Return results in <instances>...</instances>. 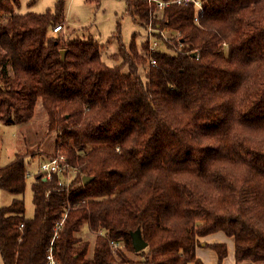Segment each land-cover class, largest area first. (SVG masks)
Here are the masks:
<instances>
[{"label":"trees","instance_id":"trees-1","mask_svg":"<svg viewBox=\"0 0 264 264\" xmlns=\"http://www.w3.org/2000/svg\"><path fill=\"white\" fill-rule=\"evenodd\" d=\"M126 1L157 48L136 33L125 43L118 22L121 63L109 65L103 44L60 34L65 0L42 12L0 0V120L28 122L41 103L57 135L41 163L61 153L71 165L39 167L31 217L22 197L0 205L4 264L51 252L58 264H206L200 238L220 230L237 261L264 264V0ZM28 176L17 153L0 190L23 194ZM205 246L227 256L225 242Z\"/></svg>","mask_w":264,"mask_h":264},{"label":"rangeland","instance_id":"rangeland-1","mask_svg":"<svg viewBox=\"0 0 264 264\" xmlns=\"http://www.w3.org/2000/svg\"><path fill=\"white\" fill-rule=\"evenodd\" d=\"M56 2L57 0H21V5L16 7L15 11L42 12L47 8H53ZM65 7L66 19L60 34L66 39L96 40L103 44V57L109 65L121 63V59L114 56L118 51L117 36L112 37L118 22L121 23L122 36L127 44L131 42L135 33L139 43L147 37L152 38L153 43L156 38L151 25L146 29L135 22L130 14L125 13L126 0H100L99 4L87 0H65ZM49 34L54 36L56 33L51 31ZM142 75L144 76V73ZM46 127V114L41 103L37 105L35 116L28 122L5 124L0 120V165L8 164L17 153H21L25 155L29 169L25 192L17 195L0 190V205L11 203L17 196L22 197L27 217L34 214L32 181L45 155L43 151L38 150V146L41 144L45 150H51L57 138L56 133H47ZM31 151H35L36 154L32 156Z\"/></svg>","mask_w":264,"mask_h":264},{"label":"crops","instance_id":"crops-1","mask_svg":"<svg viewBox=\"0 0 264 264\" xmlns=\"http://www.w3.org/2000/svg\"><path fill=\"white\" fill-rule=\"evenodd\" d=\"M202 244L197 247V255L206 264H246L247 260L237 261L235 256V238L223 232L222 230L202 236L200 238ZM207 242H225L227 243L228 253L222 262L219 261L218 254L211 248H207L205 243ZM0 264H4L2 256L0 254ZM144 264V263H137Z\"/></svg>","mask_w":264,"mask_h":264},{"label":"built area","instance_id":"built-area-1","mask_svg":"<svg viewBox=\"0 0 264 264\" xmlns=\"http://www.w3.org/2000/svg\"><path fill=\"white\" fill-rule=\"evenodd\" d=\"M185 2L191 1V0H184ZM195 2L196 5H198L199 7L201 6V1L200 0H193ZM178 2H181V0H178ZM168 3V2H167ZM166 4V2L163 1H159L158 6L160 8L164 7V5ZM62 29V25L61 24H57L53 30L54 31H59ZM157 44L158 41H154L153 43H151V49H156L157 48ZM39 151H43V147L40 146L39 147ZM71 168V165L68 163V161L66 160L65 156L61 153L53 155L51 157H49L46 161L42 162L40 164V170L42 172H47V177L51 176V174L53 172H65V171H69ZM48 259H49V264H58V262L55 260L54 256L52 255V252L48 255Z\"/></svg>","mask_w":264,"mask_h":264},{"label":"water","instance_id":"water-1","mask_svg":"<svg viewBox=\"0 0 264 264\" xmlns=\"http://www.w3.org/2000/svg\"><path fill=\"white\" fill-rule=\"evenodd\" d=\"M66 53H67V49H61V56L63 59L65 58ZM83 179H84V182L87 183L89 181V179H91V177L85 175V176H83ZM133 244L135 246V249L140 250V249L144 248L147 243L144 239H142L140 237L138 232H135L133 234Z\"/></svg>","mask_w":264,"mask_h":264}]
</instances>
